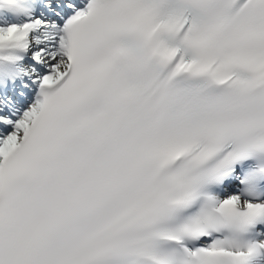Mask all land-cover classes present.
<instances>
[{
	"label": "snow or ice",
	"instance_id": "snow-or-ice-1",
	"mask_svg": "<svg viewBox=\"0 0 264 264\" xmlns=\"http://www.w3.org/2000/svg\"><path fill=\"white\" fill-rule=\"evenodd\" d=\"M0 264H264V0H0Z\"/></svg>",
	"mask_w": 264,
	"mask_h": 264
}]
</instances>
